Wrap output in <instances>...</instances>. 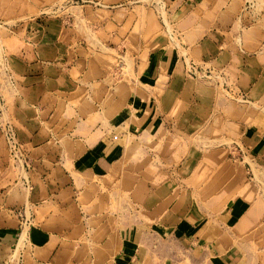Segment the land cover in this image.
I'll return each mask as SVG.
<instances>
[{"label":"rangeland","instance_id":"374dc122","mask_svg":"<svg viewBox=\"0 0 264 264\" xmlns=\"http://www.w3.org/2000/svg\"><path fill=\"white\" fill-rule=\"evenodd\" d=\"M38 1L43 5L25 15L0 12V121L13 124L30 159L65 155L68 171L72 157L83 151L84 136L90 137L88 143L104 133L113 142H126L123 160L110 176L94 181L72 174L77 190L63 212L72 222L70 237L82 240L87 234L97 240L100 223L112 228L102 239L116 226L135 224L139 233L154 227V264L165 262L161 242L171 243L169 250L180 260L174 264H189L177 235L157 228L162 207L185 197L188 206L217 212L243 197L249 212L235 232L238 244L251 264H264V165L259 153L243 144L264 116V82H238L227 66L230 58L219 63L214 54L203 58L196 52L208 38L209 47L220 42L218 52L232 46L240 54L249 17L264 16V0H213L224 6L231 1L235 32L229 30L226 8L216 19L221 30L216 23L206 24L208 31L197 40L195 17L178 14L181 0ZM235 1L240 7H232ZM212 17L207 11L203 20ZM51 19L62 20L69 34L58 46V79L36 90L19 78L11 56L29 24ZM255 55L245 54L243 64ZM72 143L80 147L67 150ZM0 145L15 170L1 132ZM36 146L42 148L32 149ZM232 176L239 178L234 193L228 191Z\"/></svg>","mask_w":264,"mask_h":264},{"label":"crops","instance_id":"0c3cea01","mask_svg":"<svg viewBox=\"0 0 264 264\" xmlns=\"http://www.w3.org/2000/svg\"><path fill=\"white\" fill-rule=\"evenodd\" d=\"M230 2L224 6L222 2L219 5L215 4L213 0H181L177 4L178 14L183 18L195 17L193 29L196 37L194 40H197L202 39L200 35L208 31L206 24L216 23L217 28L221 30L216 19L220 12L227 8L225 19L230 25V32L234 33L236 20L234 21L232 16ZM42 5L43 1L40 3L38 0H0V12L25 15ZM103 7L113 8L111 5ZM232 7H240L239 1H235ZM207 11L211 12L213 17L210 20H203ZM249 19L251 25L242 33H245L244 36L247 38L241 40V44L238 43L240 54H235L232 46L218 52L216 48L220 47V42L218 44L212 41L209 47L206 45L208 38L199 42L196 52L202 54L203 58L205 55L214 54L219 63L230 58L233 62L230 61L232 64L227 66L229 71L232 69L235 73L238 82H264V39H261L264 27L258 26L259 22L264 21V16ZM45 22V25L29 24L30 31L25 32L23 36L26 41L21 39L19 50L16 54L12 53L13 57L11 56L12 65L19 70V78L36 90L58 79L60 71L57 63L58 46L69 34L67 30L63 32L62 20L51 19ZM187 49L193 50L192 43L188 44ZM252 52L256 55L249 57L243 64L245 54ZM107 135L99 134L89 143L90 137L84 136L82 143L79 144H82L83 147L80 149L83 151L76 159L72 157V170L69 171L65 168L67 162L64 159L65 155L55 158L47 153L33 158L34 160L30 159L31 156L18 135L30 163V169L26 173L18 172L5 161L0 145V264H154L156 250L154 227H147L146 233H139V226L135 224H128L125 228L116 226L114 233L111 232L102 239L103 232L112 228L108 229L105 224L100 223L98 227L100 237L97 240L91 239L87 234L82 240L70 237L73 230L72 222L63 212L69 208L68 199L77 190L72 174L77 173L81 177L101 181L102 178L110 176L112 167L121 162L125 155L126 142L123 143V138L113 142ZM34 139L31 140L32 143ZM31 141L28 143L31 144ZM243 144L246 148L258 152L260 163L264 165L263 115L255 124L254 130L243 137ZM76 145L67 144V150L74 151ZM42 147L36 146L32 149ZM31 160L34 165H31L33 163ZM21 177L29 180V187L23 185ZM238 179L233 176L229 179L228 191L231 193H234ZM229 200L226 197L225 204ZM162 208L158 215L157 228L177 235L179 245L184 248L181 249L188 253L189 264H251L248 255L238 244L239 235L235 233L247 222L249 202L245 198H235L217 212L192 204L188 206L185 197L181 202L173 201ZM23 209L26 210L27 217L31 216V222L27 225L23 224L18 216V210ZM87 228L86 231L92 229L90 226ZM170 245L171 243L163 242L159 245L164 250L165 262L162 264L180 261L173 255L172 250H169ZM27 248L28 254H25ZM143 249L145 254L142 253Z\"/></svg>","mask_w":264,"mask_h":264},{"label":"built area","instance_id":"2783aa9c","mask_svg":"<svg viewBox=\"0 0 264 264\" xmlns=\"http://www.w3.org/2000/svg\"><path fill=\"white\" fill-rule=\"evenodd\" d=\"M0 132L5 143L11 163L18 172L26 173L30 169V163L25 157L23 146L18 139L16 129L9 120L0 121ZM23 185L29 187V180L21 177ZM18 216L22 219L23 224L27 225L31 222V216H26V210H18Z\"/></svg>","mask_w":264,"mask_h":264},{"label":"bare ground","instance_id":"6f19581e","mask_svg":"<svg viewBox=\"0 0 264 264\" xmlns=\"http://www.w3.org/2000/svg\"><path fill=\"white\" fill-rule=\"evenodd\" d=\"M22 245V244H21Z\"/></svg>","mask_w":264,"mask_h":264}]
</instances>
